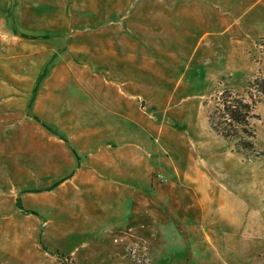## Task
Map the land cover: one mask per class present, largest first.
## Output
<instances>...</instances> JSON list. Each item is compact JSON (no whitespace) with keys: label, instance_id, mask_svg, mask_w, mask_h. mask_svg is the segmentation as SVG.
I'll return each instance as SVG.
<instances>
[{"label":"rangeland","instance_id":"1","mask_svg":"<svg viewBox=\"0 0 264 264\" xmlns=\"http://www.w3.org/2000/svg\"><path fill=\"white\" fill-rule=\"evenodd\" d=\"M170 1L0 0V94L6 96L0 98V109L7 120L0 134L18 140L22 166L32 151L38 153L36 145L43 153L47 138L60 135L56 125L34 117L38 102L57 120L56 95L63 93L61 102L74 103L80 93H64L72 90L73 77L113 74L112 56L102 52L129 43L137 49L139 66L127 68L122 59L113 64L128 69L141 85L144 118L136 121L149 130L143 149L152 160V185L165 188L167 207L159 210L163 214L165 209L170 222L158 235L162 215L149 211L150 219L140 225L146 235L140 231L97 243L92 239L100 233L88 225L77 239L65 241L59 233L61 239L47 242L46 218L22 206L15 217L2 205L0 264H264V103L251 120L255 154L237 153L234 142L212 134L207 123L217 92L238 90L264 74V0L249 14L254 24L247 32L201 35L205 42H197L201 28L193 35L158 27L165 13L158 6ZM249 5V0H202L175 11L184 13L179 19L184 26L206 16L213 24L220 22L216 32H221L233 16L245 23ZM218 13L224 17L217 19ZM175 17L168 16L173 24ZM88 88L98 90L99 84ZM32 118L38 121L32 124ZM19 120L21 125L13 128ZM1 164L0 186L5 188ZM21 188L18 197L31 191L25 184Z\"/></svg>","mask_w":264,"mask_h":264},{"label":"crops","instance_id":"2","mask_svg":"<svg viewBox=\"0 0 264 264\" xmlns=\"http://www.w3.org/2000/svg\"><path fill=\"white\" fill-rule=\"evenodd\" d=\"M249 1L250 5L243 13L245 23L233 16V19L222 25L221 32H216L220 22L213 24L212 18L208 19L206 16H203L205 19L192 22L189 27L179 23L184 13L182 10L180 13L175 11V7L182 8L184 3L202 0H171L164 6H158L165 11L159 15L158 27L173 29L174 32L180 29V33L193 35L199 33L198 29L201 28L203 33L199 34L197 42H205V36L199 39L201 35L208 37L218 33H245L246 28L254 24L250 17L248 19L249 14L262 4V0ZM1 8L0 4V10ZM172 8L174 10H171ZM175 14L173 24L168 16ZM223 17V14H217V19ZM140 32L146 33L143 30ZM2 40L0 33V41ZM109 54L112 56L109 64L113 74H99L97 79L73 77V84L70 85L72 90L64 93H80L74 103L61 102L59 98L63 93L56 95L54 112L57 120L51 117L53 113L48 112L44 102L40 101L42 106H39L38 102L34 117L45 124L56 125L60 130L57 138L48 137L42 144L45 148L43 153H40L36 145L38 153L33 154L32 151L29 158L25 157L27 163L22 166V148L18 145V140H6L0 134V163L4 172L2 182L5 186H0V192L5 191L2 197L0 196V208L5 205L15 217L20 215L21 206L34 209L41 217L46 218L49 231L47 242L52 237L61 239L59 233L63 234L62 240L77 239L82 234V227L88 225L99 231L100 234L92 239L99 240L97 243L109 240L110 236L120 237L140 231L146 235L145 226L140 225L142 221L144 224L150 219V216H147L149 211L151 215H154V211L158 213V217L159 213L162 215L163 221H159L162 228L159 229L158 235L164 232L170 223L167 221L165 209L163 214L159 210L161 206L167 207L162 196L165 188L163 184L152 185V160L146 149H143L149 144L145 139L149 130L144 124L136 121V117L139 120L144 118L140 108L144 105L141 85L133 82L128 69L118 70L113 64V60L122 59L127 68L130 65L138 67L136 62L140 57L137 49L129 43L125 47L113 48L111 52H102L103 57H108ZM142 60L150 65L149 59ZM3 61L0 52V64ZM196 73V67L192 68L189 77ZM98 84V90L92 91L88 88ZM78 85H82L81 90ZM135 85L140 90L136 89ZM1 97L6 96L0 94ZM39 97L44 96L40 94ZM38 120L32 118L31 122L33 124ZM19 123L21 120L16 122L13 128L21 125ZM6 128V113L0 109V130ZM23 184L29 186L31 191L22 192L18 197L16 192L24 190L21 188ZM35 188L43 190H33ZM101 249L100 243L98 250Z\"/></svg>","mask_w":264,"mask_h":264},{"label":"trees","instance_id":"3","mask_svg":"<svg viewBox=\"0 0 264 264\" xmlns=\"http://www.w3.org/2000/svg\"><path fill=\"white\" fill-rule=\"evenodd\" d=\"M238 90L224 88L215 94L214 106L207 114L210 132L234 142L244 156L255 154L256 133L251 124L256 107L264 103V74L245 81Z\"/></svg>","mask_w":264,"mask_h":264}]
</instances>
